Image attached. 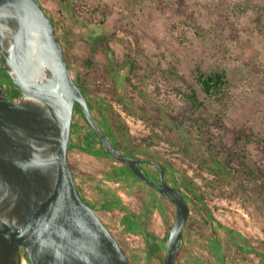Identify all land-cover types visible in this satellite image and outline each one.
<instances>
[{"label": "rangeland", "instance_id": "1", "mask_svg": "<svg viewBox=\"0 0 264 264\" xmlns=\"http://www.w3.org/2000/svg\"><path fill=\"white\" fill-rule=\"evenodd\" d=\"M40 1L66 39L75 80L91 86L85 88L86 98L110 137L123 140L122 147L135 155L167 164V180L186 195L190 212L177 264H264V0ZM87 59L94 61L92 70ZM132 59L138 68L129 81ZM199 67L228 70L231 97L224 110L197 84ZM192 87L205 102V120L223 113L226 129L211 127L221 152L232 143L233 129L245 126L253 132V141L236 159V182L211 173L202 159H191L185 148L200 154L204 146L189 124L182 130L190 128L191 134L167 127V112L187 109L185 94ZM74 115L71 141L77 146L71 145L69 158L85 199L133 264H163L160 257L147 256L142 234L124 229L121 206L105 207L109 197L104 195L118 196L139 213L157 191L103 149L78 106ZM117 166L125 169V179L114 174ZM145 167L159 177L156 166ZM161 200L169 213L164 216L158 205L149 224L165 236L176 206ZM22 255L30 264L26 250Z\"/></svg>", "mask_w": 264, "mask_h": 264}, {"label": "water", "instance_id": "2", "mask_svg": "<svg viewBox=\"0 0 264 264\" xmlns=\"http://www.w3.org/2000/svg\"><path fill=\"white\" fill-rule=\"evenodd\" d=\"M3 70L20 89L8 94ZM76 103L102 141L133 173L176 206L163 264H177L190 206L164 165L114 145L69 67L64 43L40 0H0V264H132L81 194L69 158ZM157 166L159 179L141 163Z\"/></svg>", "mask_w": 264, "mask_h": 264}, {"label": "trees", "instance_id": "3", "mask_svg": "<svg viewBox=\"0 0 264 264\" xmlns=\"http://www.w3.org/2000/svg\"><path fill=\"white\" fill-rule=\"evenodd\" d=\"M52 20L56 28L55 21L53 18ZM59 36L61 40L65 42L66 39H64V37L60 34ZM104 38L105 39L103 41H106V42L110 41L109 38H106V37ZM86 63L89 69L92 70L94 66V61L92 59H87ZM137 68H138L137 60L132 59L129 70H128V74H127V79L129 81L132 80L135 74L134 71ZM195 78H196L197 84L201 87V89L206 94L214 97L224 110L231 97V90L229 86L230 78H229L228 70L226 68H220L216 70H204L199 67L195 71ZM79 85L86 96L85 88L89 89L91 88V86L87 82L85 84L86 86L81 85V84ZM14 92L18 95L20 91L18 90ZM185 100L188 104L187 109L179 112L178 114H172L171 112H167L166 114L167 115V118H166L167 127L173 132L182 131L183 134H191L192 132L190 128H186V130H182V126L189 124L192 127V129L196 132V136L198 137L199 142H201L202 145L204 146V151L203 153H200V154L197 153V151L189 150V148L186 147L185 150L186 152L189 153V155L191 156V159H195V160L198 158L202 159V163L204 164H201V165H204V168H207L208 170H210L211 173H214L215 175H220L221 177H223V179L229 182H236L237 174L239 175L240 173V170H237V167L235 165L237 161L236 159L238 156L241 155L242 150L244 151L246 149L247 144L253 141L254 139L253 134H252L253 132H251L245 126L233 129L232 131H233L234 136H233L232 143L228 145L227 152L223 153L220 151V149H218V140L216 139V136L211 133V127H213L214 125H216L217 128H219L220 130L226 129V127H224L225 124L223 122V117H222L223 113H218L214 117L212 122L205 120V117H203L202 115L205 102L201 99L199 92L195 87H192V89L185 94ZM77 106L82 111L79 103H76L75 108ZM89 106L90 108H92L90 104ZM159 121L160 120L158 119V122ZM181 136H182L181 134L177 136L175 144L180 145L179 138ZM121 141L120 143L115 142V145L122 148ZM262 144H264V140ZM102 147L103 149H105L104 146ZM110 155L112 156L111 153ZM239 163H241L243 166L246 165V163L243 160H239ZM148 164L154 165L152 163H148ZM124 165H125L124 166L125 168L130 169L128 164L124 163ZM163 165L165 167V175H167L168 166L167 164H163ZM156 170L159 176L157 166H156ZM130 171L131 173H133L131 169ZM114 172L116 176L122 177L123 179H125L126 171L123 167L117 166V169H115ZM140 180L143 181L142 179ZM78 185L79 187L81 186L79 182H78ZM153 189L157 191L158 194L157 195L155 194L154 196L152 195V199H150V202L145 203L144 209L142 210V212L138 213V212H134L130 210L126 205L123 204V202L121 201V198H119L118 196H115L116 197L115 199L110 198L112 194L110 195L108 192H104L105 197H109V200L106 202L105 207H113V205H116V204L121 206L126 212L124 229L126 231H131V232L139 233L143 235L148 257L157 256L163 259L166 249H167V245H168V234L165 236H160L159 234H157L155 231H153L150 228L149 223H150V217L152 213L154 212L155 207H157L158 205H160L159 207L162 209L161 212L164 214V216H166L169 213L167 206L165 207L161 206L164 203V202L162 203L161 199L165 198L167 200L169 198H167V196L160 193L157 189L155 188ZM89 203L93 207H95L93 203L91 202Z\"/></svg>", "mask_w": 264, "mask_h": 264}, {"label": "flooded vegetation", "instance_id": "4", "mask_svg": "<svg viewBox=\"0 0 264 264\" xmlns=\"http://www.w3.org/2000/svg\"><path fill=\"white\" fill-rule=\"evenodd\" d=\"M3 81H4V83H5V87H6V90H7V92H8V94L11 96V98L12 99H14L15 101L19 98V95H20V92H19V94L17 95L14 91H20V89L16 86V84L10 79V77L8 76V74H7V72L5 71V70H3ZM92 110V109H91ZM92 112H93V110H92ZM84 114V113H83ZM93 114H94V112H93ZM85 116V115H84ZM94 116H95V114H94ZM74 118H75V115L73 116V120H72V129H73V127H74ZM86 118V117H85ZM95 118H96V120L98 121V123L100 124V126H101V128L106 132V134L108 135V137H109V139L111 140V142L115 145V141L110 137V135H109V133H108V131H106V129H105V127L102 125V123L99 121V119L95 116ZM86 121L88 122V120L86 119ZM89 123V122H88ZM89 125H90V123H89ZM91 126V125H90ZM92 127V126H91ZM93 129V128H92ZM94 131V130H93ZM94 133H95V131H94ZM95 135H96V137L100 140V138L98 137V135L95 133ZM71 139H70V143H69V148L71 147ZM100 142H101V144H102V146H104L103 145V143H102V141L100 140ZM105 147V146H104ZM124 152H126V153H128V154H130V155H134V156H138V155H135V154H133V153H131V152H129L128 150H125L123 147L121 148ZM113 156V155H112ZM114 157V156H113ZM138 157H141V156H138ZM115 158V157H114ZM143 158H147V157H143ZM151 159V158H150ZM148 163H150V162H142L141 163V166H142V168H143V170L145 171V173L146 174H148L150 177H152V178H154L153 176H152V174H150V172H148V170L146 169V167H145V165L146 164H148ZM153 164V163H152ZM155 165V164H154ZM131 169V168H130ZM133 172V171H132ZM155 179V178H154ZM159 179V177L158 178H156V180H158ZM80 188V187H79ZM80 191H81V194H82V196L84 197V194H83V190L80 188ZM85 198V197H84ZM168 198V197H167ZM87 200V199H86ZM170 200V199H169ZM88 201V200H87ZM171 201V200H170ZM89 202V201H88ZM172 202V201H171ZM173 203V202H172ZM121 243V242H120ZM122 244V243H121ZM123 246V245H122ZM132 263V262H131Z\"/></svg>", "mask_w": 264, "mask_h": 264}, {"label": "bare ground", "instance_id": "5", "mask_svg": "<svg viewBox=\"0 0 264 264\" xmlns=\"http://www.w3.org/2000/svg\"><path fill=\"white\" fill-rule=\"evenodd\" d=\"M22 264H28V262L25 258H23Z\"/></svg>", "mask_w": 264, "mask_h": 264}, {"label": "crops", "instance_id": "6", "mask_svg": "<svg viewBox=\"0 0 264 264\" xmlns=\"http://www.w3.org/2000/svg\"><path fill=\"white\" fill-rule=\"evenodd\" d=\"M73 144H74V146H77V144H76V143H72V142H71V144H70V145H72V146H73Z\"/></svg>", "mask_w": 264, "mask_h": 264}]
</instances>
